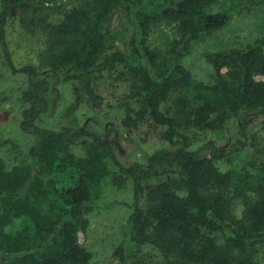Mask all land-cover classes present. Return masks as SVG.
I'll return each instance as SVG.
<instances>
[{
	"label": "trees",
	"instance_id": "16d2710c",
	"mask_svg": "<svg viewBox=\"0 0 264 264\" xmlns=\"http://www.w3.org/2000/svg\"><path fill=\"white\" fill-rule=\"evenodd\" d=\"M27 1L1 0L5 60L12 73L29 79L20 127L35 141L25 161L12 167L0 155V264H91L92 254L79 235L88 232L87 214L102 205L107 179L117 188L132 182L130 244L153 248L162 264H263L264 162L246 157L221 172L213 163L224 158L216 147L192 151L185 133L218 130L232 118L264 117V32L241 49L209 54L213 77L208 83L196 79L182 59L195 43L230 24L228 10L264 16V0H229L232 6L223 4L218 12L210 8L222 0H77L51 28L49 65L64 81L78 83L100 108L95 85L106 73L117 72L119 79L130 80L123 125L130 128L149 118L166 128L164 138L173 149L154 152L146 167L122 166L112 143L94 133L36 127L46 111L47 83L33 80V66L16 68L1 31L11 11H24ZM118 10L129 33L124 51L115 46L120 33L109 26ZM162 26L176 27L177 39L166 49L152 48L150 35ZM174 94L173 108H165ZM247 123L241 124L242 137ZM84 138L92 141L77 156L72 146ZM204 150L210 158L201 156ZM161 172L164 180L142 204L143 184ZM126 257L121 244L109 264H124Z\"/></svg>",
	"mask_w": 264,
	"mask_h": 264
},
{
	"label": "rangeland",
	"instance_id": "374dc122",
	"mask_svg": "<svg viewBox=\"0 0 264 264\" xmlns=\"http://www.w3.org/2000/svg\"><path fill=\"white\" fill-rule=\"evenodd\" d=\"M26 4L28 8L24 11H11L1 31L16 68L33 66L37 70L33 80L47 83L43 102L46 111L36 119V127L57 132L85 130L94 133L112 143L116 159L126 167L134 163L146 167L154 152L173 149L164 138L166 128L157 126L152 119L148 118L130 128L123 125V101L129 93V79H119L117 72L106 73L95 85L96 93L102 98V106L97 108L78 83L64 81L62 72L54 71L50 67V30L62 20L65 12L78 5L77 0H28ZM223 4L226 8L232 6L231 1L222 0L211 6L210 11L223 10ZM228 11L233 16L230 24L195 43L191 53L182 59L183 65L200 81H212L213 68L207 61L209 54L241 49L242 45L263 35L264 16L261 13L242 16L241 12ZM123 17L122 10H118L109 26L120 33V40L115 42V46L124 51L123 43L128 40L129 33L124 30ZM175 39L176 27L162 26L152 31L149 45L152 48L166 49ZM28 86L29 79L25 75L14 74L9 69L3 46L0 44V155L10 167L25 161L28 149L35 141L32 132L25 133L20 127L28 107L22 100ZM176 98L175 94L172 95L165 108L171 110ZM133 108L138 110L139 106L134 103ZM242 122H248L245 137L240 133ZM185 134L189 138L192 151L201 150L207 144L216 147L224 156L221 160L213 161L221 172L231 170L234 165H241L246 157H253L259 163L264 162L263 116L249 117L244 121L241 118H232L218 130L191 129ZM89 141L92 140H78L72 146L73 152L77 156L82 155L83 145ZM201 156L211 157L208 150L202 151ZM111 167L114 168L112 165ZM164 178L165 174L161 172L143 184L142 204L146 205L147 193ZM133 198V184L130 180L123 188L113 186L110 179L105 181L103 203L87 214L90 224L88 232L79 235L80 243L92 254L91 264H109L121 244L126 246L127 251L124 264H162L160 254L153 248L136 249L130 244L128 219L133 211ZM261 260L264 264V254Z\"/></svg>",
	"mask_w": 264,
	"mask_h": 264
}]
</instances>
